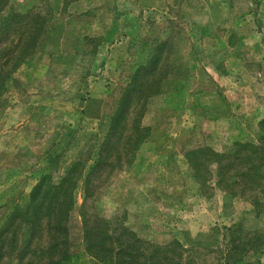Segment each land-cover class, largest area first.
Listing matches in <instances>:
<instances>
[{
  "label": "rangeland",
  "instance_id": "1",
  "mask_svg": "<svg viewBox=\"0 0 264 264\" xmlns=\"http://www.w3.org/2000/svg\"><path fill=\"white\" fill-rule=\"evenodd\" d=\"M262 120L264 0H0V229L68 176L62 264H115L124 229L141 263L264 264Z\"/></svg>",
  "mask_w": 264,
  "mask_h": 264
},
{
  "label": "trees",
  "instance_id": "2",
  "mask_svg": "<svg viewBox=\"0 0 264 264\" xmlns=\"http://www.w3.org/2000/svg\"><path fill=\"white\" fill-rule=\"evenodd\" d=\"M39 31L35 36L34 42L32 43L29 50L24 54H30L34 51L36 46L37 38L39 36ZM123 109L120 110V113ZM262 132L264 131V121L261 122ZM264 141V136L260 137V142ZM252 152L255 155H261L264 151V144H251ZM225 158L226 156H222ZM101 159V158H100ZM105 162L102 161L96 162L91 170L95 172L102 164ZM96 167V168H95ZM223 166H220L218 177L219 180H222L221 171ZM91 175V174H90ZM88 176V181L89 177ZM51 179L50 176H44V179L41 182L44 183V193L36 194L32 193L31 204L26 211L15 210L13 214L6 220L4 227L0 229V254L3 256H10L14 253L19 258L20 264H27L24 259V255L28 252L29 246L38 241L37 238L41 241L44 233V250L40 252L41 255H44V264H62L65 261H68L71 258L70 254V245H69V229L67 228L68 220H70L69 213L73 209L74 201L73 194L66 192V188L72 185L69 177H61L60 183L52 185L48 179ZM42 183V184H43ZM62 193L63 198H58V195ZM58 208H55L58 206ZM98 222H101L105 225H108V221L103 219H98ZM27 227L29 231L30 242L19 241L17 238L18 233H21L24 226ZM44 226V228H42ZM44 230L43 233H39V230ZM90 230L92 232H90ZM133 237V240L130 242L120 241L118 242V248L116 249V260L115 264H146L144 262H139L141 257V252L139 250V244L142 246V242L133 232H130L126 229L122 232ZM96 236L100 238L98 242H95L92 238ZM84 241L86 249L88 251H102L111 253L112 250V239L108 236H104L101 233L96 232V228H88L84 235ZM251 248H255L264 244V242L250 243ZM5 247H4V246ZM137 249V250H136ZM40 256V255H39ZM36 258V256H34ZM43 259V257H41ZM2 258H0L1 260ZM149 264H159L155 259H151Z\"/></svg>",
  "mask_w": 264,
  "mask_h": 264
},
{
  "label": "crops",
  "instance_id": "3",
  "mask_svg": "<svg viewBox=\"0 0 264 264\" xmlns=\"http://www.w3.org/2000/svg\"><path fill=\"white\" fill-rule=\"evenodd\" d=\"M233 94H234V92H232V95H229L228 97H229V99H230V101H231V103H232V111H233V113H235V109L236 108H238V107H236L235 105H238L239 103H235L234 102V96H233ZM235 108V109H234ZM262 121H264V120H262ZM261 121V122H262ZM260 122V123H261Z\"/></svg>",
  "mask_w": 264,
  "mask_h": 264
}]
</instances>
